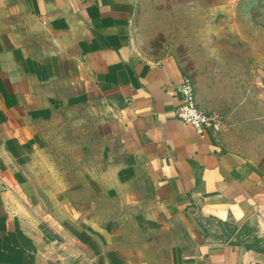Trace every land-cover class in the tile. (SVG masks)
Wrapping results in <instances>:
<instances>
[{"label": "crops", "instance_id": "0c3cea01", "mask_svg": "<svg viewBox=\"0 0 264 264\" xmlns=\"http://www.w3.org/2000/svg\"><path fill=\"white\" fill-rule=\"evenodd\" d=\"M140 4L0 0V264H264L261 94L237 150L178 120Z\"/></svg>", "mask_w": 264, "mask_h": 264}, {"label": "rangeland", "instance_id": "374dc122", "mask_svg": "<svg viewBox=\"0 0 264 264\" xmlns=\"http://www.w3.org/2000/svg\"><path fill=\"white\" fill-rule=\"evenodd\" d=\"M137 26V46L146 56H173L190 76L202 60L198 106L230 148L253 133L243 117L254 112L255 96L258 112L261 94L260 140L246 146L261 156L264 176V0H141Z\"/></svg>", "mask_w": 264, "mask_h": 264}, {"label": "built area", "instance_id": "2783aa9c", "mask_svg": "<svg viewBox=\"0 0 264 264\" xmlns=\"http://www.w3.org/2000/svg\"><path fill=\"white\" fill-rule=\"evenodd\" d=\"M176 89L181 95V102L175 109L178 120L192 125L200 135L215 126L211 117L198 106L194 81L190 75H183ZM235 239V235L230 237V241Z\"/></svg>", "mask_w": 264, "mask_h": 264}, {"label": "trees", "instance_id": "16d2710c", "mask_svg": "<svg viewBox=\"0 0 264 264\" xmlns=\"http://www.w3.org/2000/svg\"><path fill=\"white\" fill-rule=\"evenodd\" d=\"M225 223L228 224V222H225ZM242 231H243V233H244L245 235H247V234L250 232V229H249L248 227H242ZM255 241L257 242L256 239H255ZM233 243H234V244H235V243H236V244H239L240 241H234Z\"/></svg>", "mask_w": 264, "mask_h": 264}]
</instances>
